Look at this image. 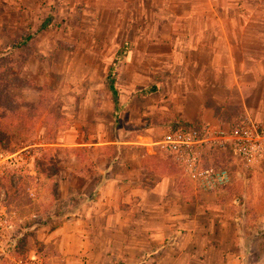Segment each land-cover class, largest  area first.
I'll return each instance as SVG.
<instances>
[{
    "label": "rangeland",
    "instance_id": "1",
    "mask_svg": "<svg viewBox=\"0 0 264 264\" xmlns=\"http://www.w3.org/2000/svg\"><path fill=\"white\" fill-rule=\"evenodd\" d=\"M125 10L114 0H0V264H51L54 246L42 240L45 228L97 190L93 174L105 176L111 159L139 149L144 162L159 161L156 169L185 193L180 199L190 204L192 221L183 239L195 245L194 253L203 258L197 249L209 242L229 253L226 258L211 248L206 262L189 264H264V152L245 167L231 150L212 147L208 156L230 179L200 193L154 150L151 141L180 121L176 87L153 59L130 53L141 45L138 29L127 23L133 14ZM110 68L116 96L108 88Z\"/></svg>",
    "mask_w": 264,
    "mask_h": 264
},
{
    "label": "crops",
    "instance_id": "2",
    "mask_svg": "<svg viewBox=\"0 0 264 264\" xmlns=\"http://www.w3.org/2000/svg\"><path fill=\"white\" fill-rule=\"evenodd\" d=\"M114 1L132 12L127 23L139 31L141 46L130 53L146 55L170 74L180 121L213 126L239 116L264 119V0ZM115 8L120 13L121 6ZM144 155L139 149L111 159L105 176L92 175L97 190L45 228L42 240L54 246L51 264H189L206 262L204 254L217 247L229 256L225 246L210 242L197 249L203 258L194 253L195 245L183 239L192 221L185 193L156 169L159 161L146 163ZM173 235L160 256L158 247Z\"/></svg>",
    "mask_w": 264,
    "mask_h": 264
},
{
    "label": "built area",
    "instance_id": "3",
    "mask_svg": "<svg viewBox=\"0 0 264 264\" xmlns=\"http://www.w3.org/2000/svg\"><path fill=\"white\" fill-rule=\"evenodd\" d=\"M150 144L173 160L200 193L210 192L227 184L230 177L227 168L213 162L207 151L229 149L245 167L256 165L264 152V122L239 116L232 123L205 124L200 129L178 122Z\"/></svg>",
    "mask_w": 264,
    "mask_h": 264
},
{
    "label": "trees",
    "instance_id": "4",
    "mask_svg": "<svg viewBox=\"0 0 264 264\" xmlns=\"http://www.w3.org/2000/svg\"><path fill=\"white\" fill-rule=\"evenodd\" d=\"M47 23L44 22L42 25H41V28H43ZM33 34L32 33H29L27 35H25L23 37V39L21 40V44H25L27 43L31 38H32ZM20 44V43H19ZM13 46V44L11 45ZM127 50V43H124V46L122 47L121 51H120V54H124V52ZM107 82H108V88L110 91H112L113 95L116 96L117 95V90L115 88V84H114V81H115V77L111 71V68L108 70V73H107ZM153 90H155V87L152 88ZM178 122L180 123H183L184 125H186L187 127H191V128H198L200 129L204 124H202L199 120L198 121H195V122H187V121H177L175 123V125L177 126L178 125ZM168 158V157H167ZM170 159V158H169ZM171 160V159H170ZM173 162V160H171ZM174 163V162H173ZM175 164V163H174Z\"/></svg>",
    "mask_w": 264,
    "mask_h": 264
}]
</instances>
